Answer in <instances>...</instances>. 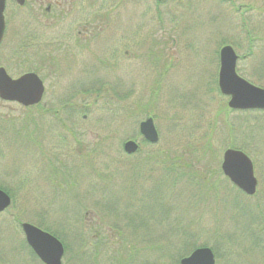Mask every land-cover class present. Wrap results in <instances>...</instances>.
Segmentation results:
<instances>
[{
  "label": "rangeland",
  "instance_id": "374dc122",
  "mask_svg": "<svg viewBox=\"0 0 264 264\" xmlns=\"http://www.w3.org/2000/svg\"><path fill=\"white\" fill-rule=\"evenodd\" d=\"M242 3L248 2L85 0L72 11L69 21L90 22L95 13L107 24L102 37L111 41L112 31L120 68L100 72L99 89L69 99L79 109L69 111L62 130L42 115L36 126L41 153L20 151L13 132L0 138V186L14 194L0 213V264H42L26 245L21 222L56 235L66 248L63 264H179L200 246L212 249L215 264H264V112L230 110L217 86L218 52L229 44L240 57L237 72L264 87V11L258 15L261 39L248 43ZM19 33L8 28L0 47V65L10 74L22 70L10 61ZM25 113L0 100L1 132ZM147 115L159 135L153 146L138 131ZM55 134L66 137L63 146L52 141ZM126 140L139 142L135 154L123 151ZM230 144L253 161V196L231 189L222 173L211 176L218 190L207 195L178 177L179 168L166 172L155 159L145 160L157 147L170 155L186 149L194 158L204 149L206 157L214 155L211 162L204 157L193 167L215 173ZM49 150L60 169L55 175L43 154ZM15 168L20 174L11 173ZM87 221L92 225L85 231Z\"/></svg>",
  "mask_w": 264,
  "mask_h": 264
},
{
  "label": "flooded vegetation",
  "instance_id": "af4514ba",
  "mask_svg": "<svg viewBox=\"0 0 264 264\" xmlns=\"http://www.w3.org/2000/svg\"><path fill=\"white\" fill-rule=\"evenodd\" d=\"M75 1L23 0L22 4H18L16 0H5V32L9 28L19 29L21 33V36H19L20 33L17 34L18 37L15 40L17 42L16 50L12 53L15 59L10 61L16 62L17 67L22 70L10 74L7 66L0 65V68H3L11 79H17L26 73H33L39 78L43 86L41 98L34 104L24 105L18 101L0 98L1 101L14 103L26 111L27 116H24L19 124L16 125L10 119L12 128L9 130L6 124V130L4 132L0 130V138H5L4 135L9 136L11 134L9 132H13L11 141L19 143L17 145L20 151L31 148V151L40 150L41 153L43 145L37 139L36 126L42 121V115H50L49 122L62 130L71 121L69 111L74 110V107L79 109V105L71 104L69 99H74L77 94H82L86 90L99 89L103 84L100 81L99 73L109 75L120 68L121 53L116 46V38H112V31L110 32L111 41L107 42L103 38L107 24L100 25L97 21L98 15L90 14L89 16L92 18L90 22L85 20L80 22L69 21L72 11L82 7L85 2V0H77V5H74ZM247 2L240 5L246 9L244 15L241 16V30L245 41L251 43L256 39H261L258 15L262 10L264 11V7H262L264 5H260V0H247ZM116 29L119 28H114V30ZM5 32L0 47L4 41ZM12 56L10 57L12 58ZM49 93L53 96L47 102ZM53 137L51 138L52 141L56 140L55 143H60L63 146L62 141L66 137L58 134ZM43 154L49 155L45 156V159L49 169L55 175L60 169L53 164V160L50 158L51 151ZM129 155H133V153ZM54 158V162L57 164L62 162L59 157ZM36 167L33 169L35 170ZM11 173L20 174L19 169L16 168L12 169ZM5 192L11 200L14 199L11 190L8 192L5 190ZM99 220L100 218L97 216L95 229L100 226ZM87 222V225L83 226L85 231L90 227L88 224L92 225L91 221ZM97 231L96 229L95 233L98 235Z\"/></svg>",
  "mask_w": 264,
  "mask_h": 264
},
{
  "label": "water",
  "instance_id": "95a60500",
  "mask_svg": "<svg viewBox=\"0 0 264 264\" xmlns=\"http://www.w3.org/2000/svg\"><path fill=\"white\" fill-rule=\"evenodd\" d=\"M22 4L23 0H16ZM4 2L0 0V42L4 34ZM237 55L233 48L224 45L219 51L218 88L221 94L228 96L227 106L231 109H264V88L255 86L238 76L235 72ZM43 86L33 73H26L17 79L7 76L0 68V98L18 101L24 105L38 102ZM139 132L151 143L158 141V134L151 117L139 123ZM138 145L133 140L123 143L126 153H133ZM222 173L244 193L251 195L255 192L257 180L253 173V165L249 157L241 150L227 148L222 154ZM10 204V197L0 189V212ZM25 240L33 252L44 264H62L64 248L62 243L52 234L39 229L30 223H22ZM179 264H215L211 248L200 246L180 259Z\"/></svg>",
  "mask_w": 264,
  "mask_h": 264
},
{
  "label": "trees",
  "instance_id": "16d2710c",
  "mask_svg": "<svg viewBox=\"0 0 264 264\" xmlns=\"http://www.w3.org/2000/svg\"><path fill=\"white\" fill-rule=\"evenodd\" d=\"M230 146L237 147L233 144H230ZM237 148L244 150L243 147H237ZM209 149H211V147ZM159 152H160V148L157 147V151L155 153H150V154L147 153L145 160L152 161L153 159H155L156 161L154 162H160V165L166 172L176 173L177 168H179L180 171L178 170L179 172H177L178 177L180 178L186 177L187 178L186 180H188L192 186L196 185L197 189L202 190L207 195H209L211 192H217L218 190V187L216 184L217 182L211 181V178L213 177L212 176L213 174L215 175L221 174V171L219 170L213 173V171L210 168L204 166L203 167L204 173L202 174L200 173V170L198 168L196 169L195 167H193L195 166L194 164L197 162L201 164L202 162L201 159L203 160V158L206 157L205 153L207 152L204 151V149L201 150V154L198 156V158L193 157V155L191 154L192 151L190 152V154L188 153L186 155V149L185 151L179 152V154L173 153L172 155H170L166 151L164 153H161V152L159 153ZM209 152L211 153V150ZM184 155H186V157ZM213 157L214 155L212 153L210 154L209 157H206L207 162H205V164H208V161L211 162ZM215 179H218V178H215ZM221 179L223 180V182L226 183L223 177ZM231 189H234L232 185H231ZM231 189H228V190H231Z\"/></svg>",
  "mask_w": 264,
  "mask_h": 264
}]
</instances>
